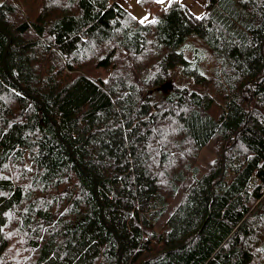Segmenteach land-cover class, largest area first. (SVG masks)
<instances>
[{
	"label": "trees",
	"instance_id": "1",
	"mask_svg": "<svg viewBox=\"0 0 264 264\" xmlns=\"http://www.w3.org/2000/svg\"><path fill=\"white\" fill-rule=\"evenodd\" d=\"M197 1H0V264H264V0Z\"/></svg>",
	"mask_w": 264,
	"mask_h": 264
},
{
	"label": "rangeland",
	"instance_id": "2",
	"mask_svg": "<svg viewBox=\"0 0 264 264\" xmlns=\"http://www.w3.org/2000/svg\"><path fill=\"white\" fill-rule=\"evenodd\" d=\"M11 1L19 5L23 10L22 12H27L31 18H34L39 10L38 8H39L40 0H11ZM27 1H30L31 3ZM118 1H120L139 20L147 21L153 18L150 11L146 10V8H144L139 3V0H118ZM169 1L171 0H164L163 2H160V3L167 4ZM179 1L185 3L189 7L190 11L197 16L202 15L206 11L200 1H197V0H179ZM188 42H193L192 36L190 37ZM190 44L192 43H187L185 46V48L188 49V50L185 49V54L189 59H191L194 53H196L194 49L191 50ZM203 55L206 56V52ZM206 57L205 59L200 61L199 64L200 66H203L204 63H206V68L210 72L211 65L207 63ZM209 59L210 57L208 58V60ZM210 60L213 64V60L212 59ZM170 74H171V78L173 82L179 85H183V86H187V87H191L195 89H200V86H202L204 89L206 87V86H203L204 83H201V84L197 83L193 79L192 75L185 72L182 64H177L176 66L171 68ZM169 83L172 85L170 81Z\"/></svg>",
	"mask_w": 264,
	"mask_h": 264
},
{
	"label": "water",
	"instance_id": "3",
	"mask_svg": "<svg viewBox=\"0 0 264 264\" xmlns=\"http://www.w3.org/2000/svg\"><path fill=\"white\" fill-rule=\"evenodd\" d=\"M0 30L5 34V35H7L8 36V45H7V48H8V46H9V44H10V42H11V36L8 34V32L5 30V28L0 24ZM7 48H6V51H7ZM4 65H6L5 63H4ZM171 86V84L170 83H164V84H162L160 87H158L157 88V90H161V89H163V90H166L168 87H170ZM22 89L24 90V91H26L23 87H22ZM27 92V91H26ZM38 99V98H37ZM38 101L39 102H41L39 99H38ZM43 104V103H42ZM58 129V128H57ZM70 152H71V154H72V156L74 157V159H75V156H74V154H73V152L70 150ZM76 160V159H75ZM96 191V190H95ZM96 194H97V192H96ZM113 229V228H112ZM114 231V230H113Z\"/></svg>",
	"mask_w": 264,
	"mask_h": 264
},
{
	"label": "snow or ice",
	"instance_id": "4",
	"mask_svg": "<svg viewBox=\"0 0 264 264\" xmlns=\"http://www.w3.org/2000/svg\"><path fill=\"white\" fill-rule=\"evenodd\" d=\"M157 2H163V0H157ZM203 17H197V19H202ZM141 22H143V21H141ZM153 22H155V21H153Z\"/></svg>",
	"mask_w": 264,
	"mask_h": 264
},
{
	"label": "bare ground",
	"instance_id": "5",
	"mask_svg": "<svg viewBox=\"0 0 264 264\" xmlns=\"http://www.w3.org/2000/svg\"><path fill=\"white\" fill-rule=\"evenodd\" d=\"M235 84V83H234ZM233 85V84H232ZM234 86H236V85H234ZM240 90V89H239ZM33 166H35V164L33 165ZM11 180V179H10Z\"/></svg>",
	"mask_w": 264,
	"mask_h": 264
},
{
	"label": "crops",
	"instance_id": "6",
	"mask_svg": "<svg viewBox=\"0 0 264 264\" xmlns=\"http://www.w3.org/2000/svg\"><path fill=\"white\" fill-rule=\"evenodd\" d=\"M164 1V0H163ZM120 2V1H119ZM121 3V2H120ZM122 4V3H121Z\"/></svg>",
	"mask_w": 264,
	"mask_h": 264
}]
</instances>
